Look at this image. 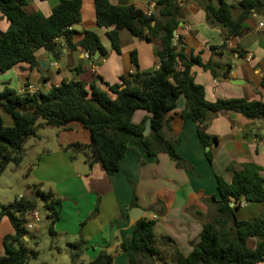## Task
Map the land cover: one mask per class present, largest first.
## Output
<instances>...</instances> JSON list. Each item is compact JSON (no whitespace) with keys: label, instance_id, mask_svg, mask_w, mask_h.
<instances>
[{"label":"crops","instance_id":"crops-1","mask_svg":"<svg viewBox=\"0 0 264 264\" xmlns=\"http://www.w3.org/2000/svg\"><path fill=\"white\" fill-rule=\"evenodd\" d=\"M60 1L26 0L24 8L28 14L50 16ZM200 1L181 0L182 16L175 35L177 38L182 37L188 58L199 57L204 64L214 59L224 66H231L226 78H215L210 71L199 66L192 68L196 83L205 89L206 101L213 103L217 100L243 99L264 103V16L254 12L244 22L239 37L227 38L222 27L208 23ZM224 1L236 7L241 2ZM81 2L82 20L74 26L77 32L74 43L78 45L85 31H93L99 36L107 54L93 60L80 47L72 51L60 39L56 41L62 49L59 56L39 49L34 52L37 61L35 66L19 63L6 72L0 71V92L10 88L18 93L32 90L46 93L62 82L71 80L81 81L88 88L95 85L109 92L105 83L119 84L124 76L154 72L159 67L158 52L163 47L160 38H152L147 42L128 30H122L120 52H117L107 35L110 29L97 24L94 0ZM109 2L118 7L133 6L152 14L156 13L155 7L159 0ZM239 12L237 8L234 16L237 17ZM9 27L10 22L0 12V30L6 32ZM223 45L226 48L214 56L211 47ZM134 51L135 62L131 56ZM110 95L115 98L113 94ZM186 103V98L181 96L176 109L168 114L171 128L167 130V135L179 140L176 152L191 169L178 168L166 153L150 157L132 143L120 161L119 170L108 175L101 164L89 167L84 153L77 151L75 144L91 142L90 131L78 122L72 123L67 130L59 129L54 147L40 141L42 144L36 143L30 148L31 158L26 169L13 175L25 176L17 186L21 194L16 198L34 196L33 187L38 186L41 191H51L55 199L59 200L56 206L59 215L52 232L49 227L52 219H47L48 214L45 221H40L49 229L53 241L57 242L54 247L66 246L64 249L70 256V245L82 239L86 246L77 264H89L102 250L114 256L113 264H130L128 254L120 249V244L133 236L138 221L134 220L133 214H139L136 209H142L143 216L140 219L155 222L157 237H170L182 255L187 257L191 254L192 243L199 240L206 222L215 217L217 205L211 198L220 200L217 177L232 183L234 172L228 169L229 166L255 164L264 169V122L250 120L238 113L221 112L207 127V133L217 137L218 143L204 150L197 135V125L192 120L184 121L180 117L186 109ZM0 116L5 126H14L9 114L0 110ZM151 117L147 111L138 110L132 122L146 126ZM209 149L213 153L212 163L205 155ZM15 187L13 183L9 184V190ZM42 204L40 201L39 207ZM263 214L264 204L258 202L245 204L236 210V216L241 221ZM30 232L26 242L32 239ZM14 234L10 219L7 216L0 218V256L4 255V238ZM256 243V239H251L250 248L255 249ZM90 252L92 254L88 260H83ZM142 260L144 264L152 263ZM154 262L162 264L158 260Z\"/></svg>","mask_w":264,"mask_h":264},{"label":"trees","instance_id":"trees-1","mask_svg":"<svg viewBox=\"0 0 264 264\" xmlns=\"http://www.w3.org/2000/svg\"><path fill=\"white\" fill-rule=\"evenodd\" d=\"M181 0H159L156 13L148 15L133 6L118 7L109 0H94L96 21L99 27L110 29L107 33L112 47L120 52V32L128 30L135 37L150 42L160 38L163 47L158 52L160 65L154 72H138L122 77L119 84L105 83L109 92L95 85L88 86L78 80L64 81L49 92L31 93L5 88L0 92V110L9 114L14 126L7 127L0 116V177L9 164L19 167L24 159L25 143L36 137L42 127L67 130L72 123H81L91 133L89 144H75L77 151L85 155L89 167L101 164L108 175L115 174L120 161L130 144L140 147L150 157L160 153L169 155L178 168L191 166L176 152L179 140L167 135L170 130L168 114L177 107L184 96L186 109L180 114L184 121L192 120L197 125V135L204 150L218 143L217 137L207 133L210 121L221 112L238 113L253 121L264 122V103L243 99L217 100L210 103L205 99V89L196 83L192 68L199 66L210 71L215 78H226L230 65H222L212 59L204 64L199 57L188 58L182 37L175 33L181 21ZM200 5L207 14L210 25L220 26L227 38H237L243 32L244 22L254 12L264 16V0H241L238 7L224 0H201ZM26 0H0V12L10 22L6 32L0 30V71L6 72L19 63L37 64L34 52L45 49L59 56L62 52L56 42L63 39L74 51L80 47L93 59L99 52L107 54L99 36L85 31L83 39L76 45L74 26L82 20L81 0H61L50 16L42 13L28 14ZM239 9V15L234 11ZM177 42V43H176ZM226 45L211 47L215 56ZM134 62L136 52L131 54ZM220 69H223L219 72ZM151 114L148 136H144L145 125H136L132 118L136 111ZM206 158L213 162L211 149L205 151ZM234 172L232 183L217 177L220 200L215 217L206 222L199 240L192 243L189 256L181 254L170 237H157L155 222L146 218L135 224L134 234L120 244L128 254L130 264H141V259L155 260L163 264H259L264 262V214L257 218L241 221L236 210L245 204H264V169L248 164L242 167L229 166ZM34 196L18 197L12 203L2 204L0 218L7 216L14 235L4 238V255L0 264H27L38 252L27 247L25 237L29 235L26 225L30 213L43 202L48 212L50 231L56 219L59 200L51 191H41L34 186ZM230 203L234 206L231 207ZM256 239L255 249L249 241ZM86 242L79 240L70 245L71 264H77L84 252ZM159 246L165 248L160 249ZM114 256L105 250L89 264H113Z\"/></svg>","mask_w":264,"mask_h":264},{"label":"rangeland","instance_id":"rangeland-1","mask_svg":"<svg viewBox=\"0 0 264 264\" xmlns=\"http://www.w3.org/2000/svg\"><path fill=\"white\" fill-rule=\"evenodd\" d=\"M59 129L54 127H42L38 130V134L36 137L30 138L28 140V144L25 143L24 149L25 156L24 159L19 166L20 168L17 170V166L13 163L9 164L6 171L0 177V207L2 204H6L8 202H13L15 198L21 194L17 186L19 185L21 179H24L25 176L15 177L14 174L20 173V170H25L26 166L29 163V159L31 158L30 148L35 146V144H40L41 142H45L49 145V147H54V140L56 139V133ZM41 141V142H40ZM41 143V144H42ZM81 152V151H80ZM14 170V171H12ZM26 173V171H25ZM13 183L16 187L15 189L9 190V184ZM39 211L42 215V221L46 220V215L48 214L45 207L40 205ZM42 225V222H41ZM40 225V226H41ZM30 235L32 237L31 241L27 242V247L38 252V255L35 259L30 260L27 264H71V258L69 254H66V246L54 247L57 242L53 241V238L50 234L49 229L45 225H42L39 228V231H31ZM91 252L83 258V260H88L87 258L91 256ZM92 258V257H91ZM92 260V259H91ZM94 260V257H93ZM144 260L141 259V264ZM146 264V263H145ZM163 264V263H162Z\"/></svg>","mask_w":264,"mask_h":264},{"label":"built area","instance_id":"built-area-1","mask_svg":"<svg viewBox=\"0 0 264 264\" xmlns=\"http://www.w3.org/2000/svg\"><path fill=\"white\" fill-rule=\"evenodd\" d=\"M150 15V14H148ZM86 55L88 56V54L86 53ZM89 57V56H88ZM38 90H32V91H29L31 93H35L37 92ZM157 217L155 216L154 219H156ZM41 219H42V215H41V212L39 211V208L33 210L31 213H30V219L28 220V223L26 225V229L29 231H37L41 225Z\"/></svg>","mask_w":264,"mask_h":264},{"label":"water","instance_id":"water-1","mask_svg":"<svg viewBox=\"0 0 264 264\" xmlns=\"http://www.w3.org/2000/svg\"><path fill=\"white\" fill-rule=\"evenodd\" d=\"M99 57H100V53L98 52L95 55V57L93 58V60H97ZM150 132H151V129H150V121H148L147 124H146V126H145V130H144V133L143 134L146 137V136H148L150 134ZM230 206L233 207L234 204L233 203H230ZM137 210H139V214H138V212L137 213L135 212V214H133L134 220H139L143 216V210L142 209H136V211ZM25 239H28V237L27 238L25 237Z\"/></svg>","mask_w":264,"mask_h":264}]
</instances>
